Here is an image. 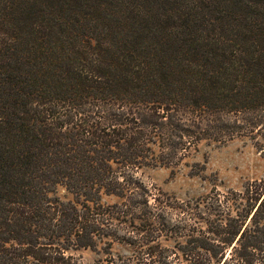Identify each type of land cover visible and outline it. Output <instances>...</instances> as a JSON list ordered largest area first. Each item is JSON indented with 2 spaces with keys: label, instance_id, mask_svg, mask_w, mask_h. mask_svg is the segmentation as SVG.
Instances as JSON below:
<instances>
[{
  "label": "trees",
  "instance_id": "obj_1",
  "mask_svg": "<svg viewBox=\"0 0 264 264\" xmlns=\"http://www.w3.org/2000/svg\"><path fill=\"white\" fill-rule=\"evenodd\" d=\"M190 1L0 0V264H264V181L158 209L136 177L264 152V0Z\"/></svg>",
  "mask_w": 264,
  "mask_h": 264
},
{
  "label": "rangeland",
  "instance_id": "obj_2",
  "mask_svg": "<svg viewBox=\"0 0 264 264\" xmlns=\"http://www.w3.org/2000/svg\"><path fill=\"white\" fill-rule=\"evenodd\" d=\"M128 2L137 3L139 0H128ZM248 132L243 137L236 136L223 144L215 141L218 140L217 135L210 139L199 140L186 151V155L182 156L177 164L178 167L139 171L136 177L141 179L148 189L147 199L150 200L151 207L158 206V209L161 207L155 202V196L165 204L179 206L178 204L202 199L213 193L243 192L249 185L264 181V152L259 149L258 144L261 138L255 135L256 131L253 129H249ZM57 192L64 200L73 199L64 188L59 187ZM102 202L112 204L116 199L103 197ZM166 216L167 213L165 218ZM130 233L132 234L131 230ZM113 248V253L104 254L99 248L96 251L78 252L77 255L81 257L83 264H108L111 258H116L118 255L133 256V252L127 247L115 244Z\"/></svg>",
  "mask_w": 264,
  "mask_h": 264
}]
</instances>
